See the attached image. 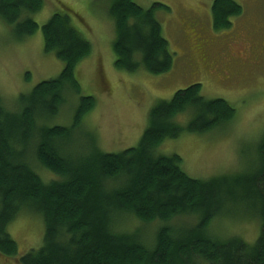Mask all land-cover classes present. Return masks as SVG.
Segmentation results:
<instances>
[{
	"label": "trees",
	"instance_id": "trees-1",
	"mask_svg": "<svg viewBox=\"0 0 264 264\" xmlns=\"http://www.w3.org/2000/svg\"><path fill=\"white\" fill-rule=\"evenodd\" d=\"M41 9L42 0H0V21L14 40L23 41L38 30L31 16ZM159 9L168 10L159 3L142 8L135 0L111 1L107 15L114 25L116 70L160 75L172 68ZM241 14L235 1L214 0L213 29L230 28ZM41 31L43 50L62 62L61 73L20 95L13 107L0 98V264H264V134L243 175L189 178L180 157L160 155L158 147L184 132L202 134L229 124L235 114L224 100L204 98L194 84L150 110L135 147L105 153L89 136L82 140L83 154L72 156L66 143L81 130L94 98L79 97L70 126L50 122L65 90L80 95L74 72L90 56L91 45L66 14H53ZM184 113L189 120L182 127L174 119ZM28 213L42 219V245L17 256L7 229ZM126 216L134 225L121 231L117 227ZM221 219L257 222L258 236L249 244L211 233ZM154 224L142 237L139 227Z\"/></svg>",
	"mask_w": 264,
	"mask_h": 264
},
{
	"label": "rangeland",
	"instance_id": "rangeland-1",
	"mask_svg": "<svg viewBox=\"0 0 264 264\" xmlns=\"http://www.w3.org/2000/svg\"><path fill=\"white\" fill-rule=\"evenodd\" d=\"M111 1L42 0V9L31 16L39 28L23 41L14 40L0 21V98L13 107L20 95L59 76L63 64L53 53L44 52L41 26L55 13L66 14L91 45V53L75 68L80 95L65 90L64 103L50 126H70L80 96L95 100L81 130L66 143L72 156L83 154L80 146L89 136L105 153L135 147L147 127L150 110L159 101L170 100L176 91L198 84L204 98L222 99L232 106L234 118L202 134L184 132L178 138L166 139L157 153L179 156L181 169L191 179L246 173L264 134V0H233L242 7V14L232 18L230 28L220 31L213 29L211 21L214 0H135L142 8L154 3L168 8L157 10L156 18L173 64L160 75L142 69L135 73L115 69L114 25L107 15ZM188 120L187 113L174 119L182 127ZM44 177L50 178V174L43 173ZM121 219L117 229L129 231L133 221H126L127 216ZM181 224H187L186 220ZM155 227H139L142 237L149 236L150 228ZM7 232L17 245V256H21L40 248L44 226L39 216L28 213L9 224ZM210 232L226 238L239 236L251 244L259 226L253 221L221 219L213 222Z\"/></svg>",
	"mask_w": 264,
	"mask_h": 264
}]
</instances>
